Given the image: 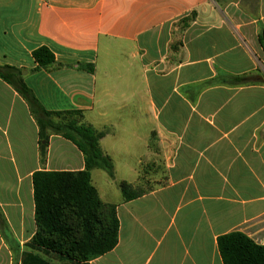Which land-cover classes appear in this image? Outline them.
I'll use <instances>...</instances> for the list:
<instances>
[{"label": "crops", "instance_id": "0c3cea01", "mask_svg": "<svg viewBox=\"0 0 264 264\" xmlns=\"http://www.w3.org/2000/svg\"><path fill=\"white\" fill-rule=\"evenodd\" d=\"M263 30L264 0H0V65L105 134L115 177L94 169L91 184L120 228L89 264H224L232 232L264 245ZM84 169L60 135L42 163L36 119L0 78V264H70L33 244V175Z\"/></svg>", "mask_w": 264, "mask_h": 264}, {"label": "trees", "instance_id": "16d2710c", "mask_svg": "<svg viewBox=\"0 0 264 264\" xmlns=\"http://www.w3.org/2000/svg\"><path fill=\"white\" fill-rule=\"evenodd\" d=\"M264 46V30L260 35ZM38 70H49L55 56L47 47L33 52ZM78 69L93 72L92 66L78 65ZM0 78L5 80L26 100L39 127L41 161L47 158L52 135H60L75 144L83 153L85 169L79 172L37 171L33 175L35 218L38 233L33 239L36 247L48 255L70 264H89L112 251L118 244L120 228L115 205L104 204L91 184L94 169L105 171L114 179V164L100 142L104 133L83 121L81 112H49L24 83L22 71L1 66ZM54 117L64 119L57 123ZM125 201L140 196L125 182L119 184ZM218 248L224 264H264V245L256 244L241 232L218 238Z\"/></svg>", "mask_w": 264, "mask_h": 264}, {"label": "rangeland", "instance_id": "374dc122", "mask_svg": "<svg viewBox=\"0 0 264 264\" xmlns=\"http://www.w3.org/2000/svg\"><path fill=\"white\" fill-rule=\"evenodd\" d=\"M53 120H54L55 122H57V123H63V122H65L64 119L57 118V117H54Z\"/></svg>", "mask_w": 264, "mask_h": 264}]
</instances>
